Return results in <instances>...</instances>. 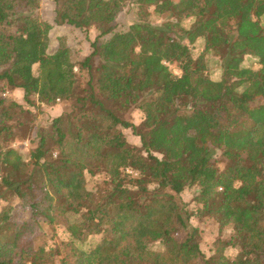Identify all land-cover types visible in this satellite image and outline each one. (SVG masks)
I'll return each mask as SVG.
<instances>
[{
    "label": "trees",
    "instance_id": "trees-1",
    "mask_svg": "<svg viewBox=\"0 0 264 264\" xmlns=\"http://www.w3.org/2000/svg\"><path fill=\"white\" fill-rule=\"evenodd\" d=\"M53 3L55 26L94 31L83 59L63 38L50 48L41 0H0V264H264V0ZM128 3L137 21L117 31ZM151 8L162 23L147 20ZM198 39L204 49L194 58ZM207 54L219 60V82L207 75ZM245 58L258 68L243 66ZM10 89L31 107L71 102L69 116L39 129L28 156L10 145L27 138L35 113L2 96ZM112 107L137 110L141 123L122 121ZM217 152L229 162L221 171ZM97 176L89 190L87 177ZM193 187L197 221L231 230L209 258L176 198ZM13 199L31 211L29 221ZM41 223L63 227L68 240L35 247ZM91 236L100 239L91 245ZM228 248L238 250L232 259Z\"/></svg>",
    "mask_w": 264,
    "mask_h": 264
},
{
    "label": "rangeland",
    "instance_id": "rangeland-1",
    "mask_svg": "<svg viewBox=\"0 0 264 264\" xmlns=\"http://www.w3.org/2000/svg\"><path fill=\"white\" fill-rule=\"evenodd\" d=\"M53 0H41V4L38 10V14L40 18L46 22L53 24L54 12H53ZM137 8L134 4L128 3L124 9L118 13L115 19V28L117 31H124L128 26L135 23L137 21L136 11ZM150 16L147 20L153 24H160L164 21V16L156 15L152 12V8L149 10ZM262 22L264 23V16L262 17ZM180 24L184 28H189L192 24L191 19H183ZM94 31L83 32L82 30L76 29L71 26L63 25V26H55L53 24V28L51 29L49 36L51 39L50 48H55L58 45V39H65V43L71 47L76 52V60L83 59L85 56L89 55L91 52L90 42L94 39ZM104 39H101L103 42ZM191 53L194 58H197L202 50L204 49V40L198 39L195 43L190 46ZM93 66L97 65V59H93ZM206 65H207V75L214 82H219L222 76V70L220 68L219 60L211 54L206 55ZM243 66L250 68H258V64L256 60L251 58H245ZM174 73L177 72L176 69L170 67ZM87 74L86 71L80 72L79 74V84L80 89L86 86ZM2 96H6L11 98L12 100L18 102L23 105L25 109L35 113V121L32 124L31 130L27 135L26 139L15 140L11 143V147L15 149L18 153L23 156H28L29 151L35 147L36 139L38 131L41 127L47 125L53 118L55 117H67L69 116L73 110L71 108V102H56V105L53 107H44V106H28L23 101L22 92L18 89H10L8 92L5 91ZM51 108V111L50 109ZM112 111L115 115L121 119L122 121L130 122L136 126L141 123L142 116L137 110H120L112 107ZM122 133L126 139V141L131 146H135L137 148H141V142L139 137L135 136L131 129H122ZM55 153V152H54ZM54 157V154H52ZM215 166L221 171L223 170L227 164L229 163L224 157L220 155V152H217L214 156ZM130 173V171H127ZM101 177L97 176L94 178L87 177V188L89 190H93L94 184L97 181H101ZM154 186H150L153 188ZM197 193V188L193 187L191 189H186L181 194L176 196L177 200L180 201L181 204L185 206L188 214H191L189 223L198 228V243L201 251L203 252L206 258H209L213 254V243L215 239L227 238L231 230L229 228H225L223 230H219L217 224L212 222L210 219H204L202 222L197 221L194 216L196 212L197 205L194 203L193 198ZM7 203L1 202L0 209L6 206ZM10 206L20 215L22 220L29 221L31 219V211L26 208H22L18 200L13 199L10 203ZM34 246L35 247H43L46 250L54 249L61 241L68 240V233L61 226H55L51 228L48 224L41 223L39 229L34 234ZM179 240L184 238V234H180L177 237ZM100 239V236H91L88 239V243L93 245L97 243ZM151 248L155 251H160L161 247L156 243L151 245ZM237 249L228 248L225 250L224 254L227 258L232 259L236 254ZM198 264H202L200 260Z\"/></svg>",
    "mask_w": 264,
    "mask_h": 264
},
{
    "label": "crops",
    "instance_id": "crops-1",
    "mask_svg": "<svg viewBox=\"0 0 264 264\" xmlns=\"http://www.w3.org/2000/svg\"><path fill=\"white\" fill-rule=\"evenodd\" d=\"M18 90H20V89H18ZM20 91L22 92V96H23V94H24L23 91H22V90H20ZM44 107H45V106H44ZM48 109H50V111H51V108H48Z\"/></svg>",
    "mask_w": 264,
    "mask_h": 264
}]
</instances>
